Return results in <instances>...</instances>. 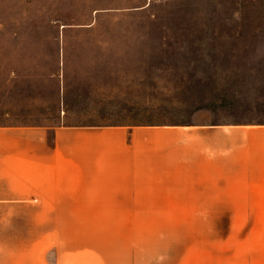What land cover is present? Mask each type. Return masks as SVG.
Listing matches in <instances>:
<instances>
[{"label":"rangeland","instance_id":"374dc122","mask_svg":"<svg viewBox=\"0 0 264 264\" xmlns=\"http://www.w3.org/2000/svg\"><path fill=\"white\" fill-rule=\"evenodd\" d=\"M117 1L0 0V101L57 98L64 84L66 124H185V190H264V131H253L264 123V0L185 5V22ZM6 105L0 122L13 118ZM52 109L11 115L57 123ZM232 123L247 126L231 133ZM92 218L103 222L63 215V242L70 229L84 237Z\"/></svg>","mask_w":264,"mask_h":264},{"label":"crops","instance_id":"0c3cea01","mask_svg":"<svg viewBox=\"0 0 264 264\" xmlns=\"http://www.w3.org/2000/svg\"><path fill=\"white\" fill-rule=\"evenodd\" d=\"M241 1L109 5H162L185 22V5L218 11ZM64 88L57 98H1L13 118L0 122V264H264V190H185V124H66ZM45 108L57 123L13 120ZM78 214L103 222L92 218L84 237L70 229L63 242L62 216Z\"/></svg>","mask_w":264,"mask_h":264}]
</instances>
